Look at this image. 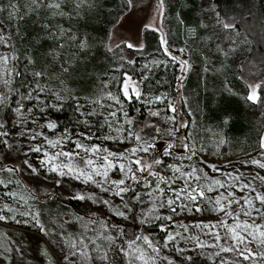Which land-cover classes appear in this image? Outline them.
<instances>
[{
    "label": "rangeland",
    "instance_id": "obj_1",
    "mask_svg": "<svg viewBox=\"0 0 264 264\" xmlns=\"http://www.w3.org/2000/svg\"><path fill=\"white\" fill-rule=\"evenodd\" d=\"M86 1L60 0L61 9H53L51 14V34L48 30L46 33L38 35L50 40L44 46L42 67L51 76L53 84L59 90L67 89L64 77L67 75L66 72H71L74 58L82 54L79 48H83L85 56L90 54V44L87 45L86 37L81 36L79 27L76 25L77 15L80 9L85 6ZM121 1L123 2L122 12L111 23L106 40L100 45L97 44L101 50L100 56L111 59L113 65L132 61L138 54H145L150 60L160 58L162 57L161 50L163 51L160 37L163 36L168 42L171 57H177L178 61H188L187 70L182 71L179 96L170 103L177 108V111L171 112L169 107H160L151 109L144 119L130 118L134 134H138L142 138L133 146H120V144L117 146L116 142L108 143L106 140H98L89 135L88 139H85L83 135L71 137L70 134L59 132L57 127L49 129L47 127L49 123L55 124L51 120H42L31 128L26 126L7 127V119L4 114L14 91L16 80L30 68L29 62L20 55L16 37L17 28L12 20L18 15L21 5L30 12L32 8L28 6V0H0V7L6 9V11L0 12V20H3L5 29L0 34L6 36L7 45L0 44V55L16 57L8 64V68L12 70L11 75L0 76V99L5 100L0 105V124L5 125L1 131L9 133L8 136H5L6 147L4 151L0 152V165L17 168L23 185L37 196H45L54 190H57L58 197L62 200L64 198L76 199L77 195H84L86 198L81 201L89 205L92 211L111 215H114L117 207L124 210L120 197L115 196L112 192L102 191L95 183H85L82 178L76 179L75 175L60 177L58 173L51 171V166L42 165L41 162L46 158L44 154L47 153L51 156L59 151L73 152L71 163L78 168H83L81 158H86L89 154L75 148V143L80 142L85 147L93 145L99 147L101 151L98 155L100 156L107 152H116L127 153L129 160L140 157L148 164H152L154 160H161L162 163L154 165L152 171L158 172L165 178H171L174 175L168 165L183 166L184 171H188L193 166L201 168L208 173L209 177L227 183H232V181L222 173L230 172L233 175H240L239 183L252 181V177L257 174L264 176V169L251 163L253 159L264 163V150L260 148V145L256 144L254 150L245 152L227 148L225 139L214 134L208 128L209 126L205 125L198 100L201 86L214 88L218 84L219 88L232 91L231 80L226 76L225 70L226 68H236L239 80L247 89L246 99L251 106L255 132L260 139L259 143L261 142V139L264 138V81L254 70L247 68L241 62V55L245 52L249 39L243 32L235 29L230 20L218 14L214 0H197L198 6L195 9L188 8V11L193 14L192 16L197 17L198 21V29H190L188 33L182 30L178 31L176 22L180 8H182L181 0H165L162 9L163 17L160 15V0H133L134 7H126V0ZM12 4L16 5V9L14 18L10 20L8 12L13 10ZM57 11L63 12V15H53V12ZM225 24L230 27L225 28ZM145 25L158 30H149L144 27ZM153 36H156V39ZM127 43H132L135 47L129 49L125 46ZM61 66L67 68V71H63ZM30 69L33 70L32 67ZM17 72L20 74L17 75ZM5 80L8 82L5 83ZM133 81L139 83L138 80L133 79ZM256 85L260 86L257 90L259 102L248 99L252 87ZM153 112L159 114L153 116ZM36 134L40 135H37L36 139H31ZM57 140L61 143L55 148L47 143V141L55 142ZM145 142L152 145L148 152L131 155L132 149ZM169 144L173 145L171 149L167 147ZM185 145H188L196 153L191 159H188L191 153L185 148ZM36 147H41L42 150L40 152L33 151ZM165 151H169L170 155L165 156ZM76 152H79L80 155L76 156ZM25 161H27V165ZM68 162L69 160L63 157L55 161L56 164ZM97 162L99 163V161ZM28 165L37 169V172H31ZM208 165L215 166L220 171L213 172ZM137 175H147V173H138ZM15 178L10 177L3 181L5 186H9V190L4 192L0 201V216L5 217L4 220H0V264H69V261L73 259L70 253L73 251L78 253L82 248L80 244L82 239L88 244L89 256L97 257L96 249L99 248V255L102 256L107 252L109 260L102 261L99 258L90 260L77 255V264H110L113 246L119 243L122 245V240L118 238L120 234L115 229L106 227L99 222L93 223V220L85 216L61 210L55 205L38 203L35 196L24 190V186L22 187ZM121 178H123V173L118 170L113 169L109 172V179ZM96 180H100V177H96ZM148 181L152 185L151 188L145 184H133V188L139 187L137 192L143 203L132 202L133 210L127 213L129 219L114 215L123 224L119 225V228L123 229L125 233L123 246L126 247L128 240L140 235L148 236L154 245L161 247L167 232L174 235L179 232L180 236L175 241V247L172 243L167 249L161 247L156 264H169V261L171 264H222V262L223 264H264V259L244 261L234 252H220L219 248H198L196 246V240L192 239L194 237H199L201 241L209 244L214 242L210 235H205L209 229L202 231L201 228L195 227L197 223H217L218 220L226 218L223 213L216 212L213 205L207 201H199L200 212L178 210L176 214H173L167 208H159L158 214L161 216L171 215L173 217L171 221L144 216L152 207L153 197L148 193L153 191L157 183L151 176H148ZM252 183L254 186L260 185L258 180L252 181ZM160 187L165 188L167 194L171 195L166 185L161 184ZM172 187H183V183L177 180ZM258 190L264 192V186L259 187ZM234 191L237 199L241 195H249L247 191L244 193L238 189ZM219 192H225V189L221 188L218 191L207 193V195L215 198ZM89 196L93 198L88 199ZM130 196H132V192L124 194V201H127ZM159 199H163V197L161 196ZM159 199H157V206ZM102 200H108L111 206L103 204ZM257 207H260L258 203ZM232 210L239 211V206L233 205ZM132 216L137 217V220H132ZM142 216H144L145 222L140 224L138 220ZM240 219L244 220L247 217L241 216ZM257 222L264 223L259 217H257ZM229 223L232 221L229 220ZM182 225L187 226L186 232ZM152 227L157 231H149V228ZM161 228H167V232L161 231ZM213 231L223 233V228L218 226ZM106 236H112L114 243L105 239ZM92 239L95 240V245L90 243ZM73 243L77 245L76 249L72 248ZM221 243L223 244V241ZM137 244L148 254L155 255L142 240L137 241ZM178 248H183L184 251H176ZM254 250L264 252V246L254 248ZM218 252L220 255H216ZM164 257L168 259L165 260ZM188 257H192V259L189 260ZM127 262L128 257L121 254V264H127Z\"/></svg>",
    "mask_w": 264,
    "mask_h": 264
},
{
    "label": "trees",
    "instance_id": "obj_2",
    "mask_svg": "<svg viewBox=\"0 0 264 264\" xmlns=\"http://www.w3.org/2000/svg\"><path fill=\"white\" fill-rule=\"evenodd\" d=\"M214 3L218 14L230 20L233 27L249 39L245 52L241 55V62L264 81V0H214ZM122 4L121 0H87L80 9L76 18L78 24L75 23L81 36L86 37L91 50L85 56L83 48H79L82 54L75 55L71 72H66L64 77L66 90H59L42 67L44 46L50 40L38 36L49 30L42 27L39 21L43 17L46 22L51 23L53 9L40 5L33 6L37 10L30 12L21 5L18 15L12 21L17 28L20 55L29 62L28 65L33 70L28 68L16 80L4 114L7 127L31 128L42 120H51L57 125L59 132L70 134L71 137H79L84 133L108 143L116 142L117 146H133L137 143L134 129L128 123L129 119H144L151 109L167 108L175 101L180 92L182 70L179 61H173L171 55L162 50L160 58L150 60L147 55L138 54L132 61H124L119 65H113L111 59L100 56L101 50L97 44L106 40L111 23L123 10ZM180 5L182 8L176 20L178 31L188 33L190 29H198L197 17L188 11V8L195 9L198 6L197 0H181ZM225 71L231 80L232 91L219 88L218 84L214 88H199L198 100L204 123L214 134L225 139L227 148L241 152L254 150L261 142L259 143L260 139L255 132L251 106L246 99L247 89L239 80L236 68H226ZM35 72H41L42 75L34 81ZM125 73L139 81V99L134 97L128 100L122 96L120 85ZM37 88L40 91H36ZM109 92L120 100V104L107 97ZM28 93L32 94L30 98ZM57 95L60 99H57ZM157 96L161 100H156ZM17 107L21 108L20 113H17ZM112 111L117 113L115 120L109 115ZM90 112L94 114L88 115ZM0 141H6L5 137H0ZM5 147L6 143H0V152ZM0 169V181L16 177L20 185L24 186L16 171L9 172L2 165ZM137 188L139 187H134L139 191ZM23 189L35 196V200L42 205H55L61 210L80 214L106 227H109V222L113 226L123 225L116 216L94 212L81 200L60 199L57 190L45 196H37L29 188L24 186ZM7 190L9 186L0 183V201ZM149 231L157 230L152 227ZM118 246H121L120 243L112 248L110 264H121Z\"/></svg>",
    "mask_w": 264,
    "mask_h": 264
},
{
    "label": "snow or ice",
    "instance_id": "obj_3",
    "mask_svg": "<svg viewBox=\"0 0 264 264\" xmlns=\"http://www.w3.org/2000/svg\"><path fill=\"white\" fill-rule=\"evenodd\" d=\"M164 3L165 0H160L161 17L164 16L162 10ZM40 5H43L44 8L57 10L61 9L60 0H28V6L32 8L33 11L37 10V8L33 6ZM126 7H134L133 0H126ZM11 8L13 10L8 12V19L10 20L15 16L16 5L12 4ZM4 11H6V9L0 7V12ZM53 15H63V12H53ZM20 18L23 19L22 16ZM3 23V20H0V33H3L5 31ZM39 23L42 25V27L48 28L49 34H51V25L49 22H46L43 17H41ZM144 27L149 28V30L152 31L158 30L155 28H151L149 25H145ZM224 27L228 28L230 27V25L225 24ZM0 44H5V46H7L6 36L3 34H0ZM160 44L163 47L164 53L170 55L168 42L164 39L163 36L160 37ZM125 46L129 49L135 47L132 43H127ZM80 47H83V45H80ZM13 59H16V57L9 55H0V76H3L5 74L11 75L12 70L8 68V64L9 61ZM171 59L173 61H177V57L175 56L171 57ZM179 63L181 66V70L186 71L188 68V61H179ZM61 67L63 71H67V68H63V66ZM16 74L19 75L20 73L17 72ZM41 75V72L33 73V80L35 81V79L37 77H40ZM7 82L8 81L5 80V83ZM259 87V85L252 87V92L248 96L249 100L253 102H259V94L257 91ZM120 88L121 94L125 99H131L132 97L139 99L141 97L139 83L133 81L132 77L127 75L126 73L121 78ZM35 90L40 91V89L38 88ZM31 95V93H28L29 98L31 97ZM107 97L114 100L116 104H120V100L111 92L107 94ZM57 99H60L59 95H57ZM156 100H161V97L157 96ZM4 102V99H0V105H2ZM96 103H98V101ZM168 107L171 112L177 111V108L172 104H169ZM16 111L17 113H20L21 108L17 107ZM92 114L94 113H88V115ZM158 114L159 113L157 112L152 113L153 116H156ZM81 115H84V113H81ZM109 115L113 118V120H115L117 113L115 111H112L109 113ZM125 115L127 114L125 113ZM128 123H131V121H128ZM4 127V124H0V129H3ZM47 127L49 129H55L57 125L49 123ZM109 127H111V125H109ZM116 130L120 131V129ZM8 135L9 133L7 131H0V137H5ZM37 135L40 134L33 135L31 139H36ZM81 135H83L85 139L89 138L87 134L82 133ZM134 138L137 141L142 140V138L138 134L135 135ZM105 139H108V137H105ZM0 143H6V141H0ZM47 143L55 148L61 142L57 140L55 142L47 141ZM150 147H152V145H149L146 142L141 143L137 148L131 150V155L135 156L138 152H148ZM167 147L171 149L173 145L169 144ZM260 147L262 150H264V138L261 139ZM75 148L89 154L86 158H81V163L84 165L83 168H78L71 163V158H73L74 153L70 151H59L51 156L45 153L44 155L46 158L41 163L44 166H51V171L58 173L60 177H65L70 174L75 175L76 179L82 178L85 183H95L102 189V191L112 192L115 196L120 197L121 201L123 202L122 207L124 210L122 211L119 207H117L114 211V215L129 219L127 213L132 212L133 210L134 205L132 204V202L136 201L137 203H143L139 193L133 188V184H145L146 186L151 188L152 185L148 181V176H151L155 178L157 183L153 191L148 193L149 196L153 197L152 207L148 210L147 213L144 214V216L157 220L171 221L173 219L171 215L161 216L158 214L159 208H167L173 214H176L178 210H194L195 212H200L201 208L199 206V201H207L208 203H211L213 205L216 212L223 213L226 218L223 220H218L217 223H197L195 227L201 228L202 231L204 229H209V231L206 232L205 235H210L213 238L214 242L209 244L201 241L199 237H194L192 239L196 240V246L198 248H219L220 252H234L237 253L239 258L244 261H254L258 258L264 259V252L254 250V248L264 246V223L257 222V217H259L260 220L264 221V210H262L264 209V192L258 190L259 187L264 186V176H260L258 174L254 175L252 177V181H260L259 186H254L252 181L239 183V181H241L240 175H233L230 172L222 173V175L229 177L232 181V183H227L222 182L220 179L209 177L208 173L201 168L193 166L188 171H184L183 166L168 165L174 175L171 178H165L158 172L152 171L154 165H159L162 163L161 160H154L152 164H148L145 163L140 157H137L134 160H129L127 153L116 152H107L105 155L100 156L98 155L101 151L99 147L94 145L85 147V145L80 142L75 143ZM185 148L191 153V155L188 156V159H191L192 156L196 155V153L188 145H185ZM41 150V147H36L33 149V151L35 152H40ZM75 155L79 156L80 153L76 152ZM164 155L168 156L170 155V152L165 151ZM61 157L68 159L69 162L56 164L55 161L60 159ZM97 161H99V163ZM251 163L257 165L260 169H264V163H261L259 160L253 159ZM25 164L27 165V161H25ZM28 167L31 172H37V169L33 168L31 165H28ZM208 167H210L213 172L220 171L215 166L208 165ZM113 169L123 173V178L109 179V172ZM7 171L12 172L16 171V169L9 167ZM138 173H147V175H137ZM96 177H100V180H96ZM177 180L182 181L183 187H172ZM129 181H131L132 183H128ZM0 183L3 182L0 181ZM161 184L167 186V189L170 190L171 195L167 194L165 188L160 187ZM104 185L108 186L105 187ZM221 188L225 189V192H219V194L215 198L207 195V193L218 191ZM235 189H238L241 193L247 191L249 195H241V197L237 199L235 196ZM129 192H132V196H130L127 201H124V194ZM161 196L163 197V199H159V197ZM75 198L78 200H84L86 197L84 195H77ZM87 198L92 199L93 197L89 196ZM157 199H159L158 206ZM101 202L105 205H109L108 200H102ZM257 203L260 205V207H257ZM233 205L239 206V211H233ZM9 211H11V209H9ZM144 216L139 218L138 223L143 224L145 222ZM241 216L247 217V219L241 220ZM4 219V216H0V220ZM131 219L135 221L137 220V217L132 216ZM229 220H231L232 223H229ZM96 222L97 221H93V223ZM108 226L114 227L115 230L120 234L118 238L122 240V245L117 247V252L122 254L124 257H128L127 264H137V262H140V264H156V258L160 255L161 247L167 249L170 243H172L175 247V241L177 240V237L180 236L179 232L174 235L171 232H167V228H161V231L167 232V235L164 238L161 247H157L156 245H154L153 241L150 240L148 236L140 235H136L133 239L128 240L125 247L123 246V239L125 235L124 230L119 228V226L111 225L110 222ZM218 226L220 228H223V233H221L220 231H213L214 229H217ZM182 227H184L185 232L188 230L187 226L182 225ZM105 239H107L109 242L114 243V238L112 236H106ZM141 240L144 242V244L147 245L148 248L152 250V253H154L155 255H150L144 249L139 247L137 241ZM221 241H223V244L221 243ZM90 243L92 245H95L96 242L94 239H92L90 240ZM80 244L82 245V248L78 251V253L76 251L70 253L73 259L69 261V264H77V255L90 260H94L96 258H99L102 261L109 260L107 252H105L102 256L99 255V248L96 249L97 257L89 256V253L87 251L88 244L85 243L83 239L80 241ZM72 248L76 249L77 245L73 243ZM176 251L183 252L184 249L178 248L176 249ZM220 252L216 253V255H220ZM164 259L167 260L168 258L164 257ZM188 259L191 260L192 257H188ZM169 264H171L170 261Z\"/></svg>",
    "mask_w": 264,
    "mask_h": 264
},
{
    "label": "water",
    "instance_id": "obj_4",
    "mask_svg": "<svg viewBox=\"0 0 264 264\" xmlns=\"http://www.w3.org/2000/svg\"><path fill=\"white\" fill-rule=\"evenodd\" d=\"M9 167H11V166H6L5 167V169H8ZM11 168H13V167H11ZM14 169V168H13ZM16 172L18 173V171L16 170Z\"/></svg>",
    "mask_w": 264,
    "mask_h": 264
}]
</instances>
